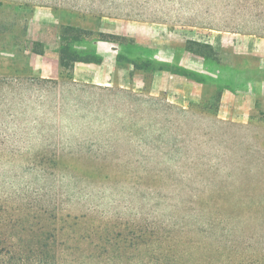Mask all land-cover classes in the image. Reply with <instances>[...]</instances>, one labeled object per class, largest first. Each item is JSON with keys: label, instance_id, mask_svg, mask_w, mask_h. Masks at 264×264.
<instances>
[{"label": "rangeland", "instance_id": "rangeland-1", "mask_svg": "<svg viewBox=\"0 0 264 264\" xmlns=\"http://www.w3.org/2000/svg\"><path fill=\"white\" fill-rule=\"evenodd\" d=\"M62 35L105 61L38 81ZM262 78L264 0H0V227L27 249L51 209L55 264H264V90L179 110Z\"/></svg>", "mask_w": 264, "mask_h": 264}, {"label": "trees", "instance_id": "trees-1", "mask_svg": "<svg viewBox=\"0 0 264 264\" xmlns=\"http://www.w3.org/2000/svg\"><path fill=\"white\" fill-rule=\"evenodd\" d=\"M72 30H80L77 27H73L70 25L62 26L61 32L65 34L68 31ZM62 43L60 45L58 51V66L59 73L58 77L55 79H47L41 78L38 81H50L53 82L56 86L61 83H67L74 80V64L75 62H93L99 63L101 62L100 56L82 54L77 51L73 44L77 40L76 38L72 41L68 40L67 37L61 36ZM201 47L209 48V50L213 51L212 46L209 43H203L199 41H195ZM38 48H32V52L36 54H42L44 52L42 48V44L36 43ZM118 60V58H117ZM178 73V72H176ZM184 76L190 77L189 73H180ZM32 78V77H30ZM33 80V79H30ZM221 92L218 94L216 98V103L211 106V111L209 110V102L205 101L199 104L192 103L191 108L187 109H179L181 113L187 115L191 114H207L212 116L214 119L217 117V111L220 103ZM153 105V101L150 100ZM51 210V209H50ZM45 211L49 212L46 215L47 219H51V225L46 228V230L40 231L37 234L36 238L33 239L29 248L26 249L25 239L18 235V231L16 232H5L3 228L0 227V244L6 242V245L0 246V264H55V251L52 249L53 245L50 246V242L54 244L55 234L52 227V223L54 222V212L51 210ZM24 218L13 219L11 217H1L0 225H5L6 228L10 229H19L23 228L26 224ZM34 240L39 242V247H34Z\"/></svg>", "mask_w": 264, "mask_h": 264}, {"label": "crops", "instance_id": "crops-1", "mask_svg": "<svg viewBox=\"0 0 264 264\" xmlns=\"http://www.w3.org/2000/svg\"><path fill=\"white\" fill-rule=\"evenodd\" d=\"M44 52L42 54H36L34 52H32V54L30 55V58L31 60L34 61V63H29L30 67L32 70H36L37 72L41 73V74H44L43 72H45L44 70V67H42L41 65V61L47 57V50H49L46 46H44ZM109 50V49H108ZM55 53L56 52H53L51 51V55L55 57ZM105 56L102 55V58H101V62L99 63H94V64H101L103 63L105 60ZM116 60V59H115ZM57 62H58V59H57ZM93 62H75L74 64V74H78L77 70H82V69H85L86 66H88V64H91ZM163 72L164 71H156L155 74H154V78H157V76H162L163 75ZM58 73H59V66L57 64V69H54L52 71H50V75L49 77L50 78H57L58 77ZM81 74H85V73H81ZM45 76V75H44ZM75 77V76H74ZM203 88L202 85H201V88L199 90V92L195 95H193L191 98V100H196L197 98H200L202 95H203ZM263 89L264 90V78L262 79H252L248 82V88L247 90L242 94H237L236 92H230L228 90H224L222 93H221V97H220V106L222 105L223 101L224 100H227L229 99L230 100V104H231V107H230V112H232V108H233V103L237 104L238 102V98L239 97H247L249 101L248 103V108H250L251 106L254 105L255 103V97L257 95V92L260 90V89ZM236 108V106H235Z\"/></svg>", "mask_w": 264, "mask_h": 264}]
</instances>
